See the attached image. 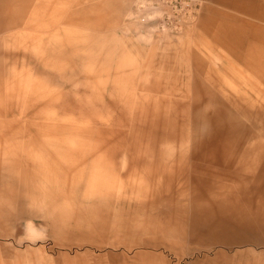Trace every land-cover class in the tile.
Masks as SVG:
<instances>
[{"label":"rangeland","instance_id":"1","mask_svg":"<svg viewBox=\"0 0 264 264\" xmlns=\"http://www.w3.org/2000/svg\"><path fill=\"white\" fill-rule=\"evenodd\" d=\"M0 264H264V0H0Z\"/></svg>","mask_w":264,"mask_h":264}]
</instances>
